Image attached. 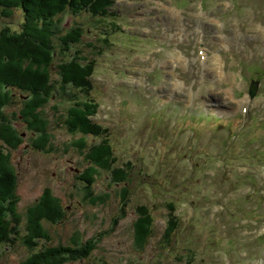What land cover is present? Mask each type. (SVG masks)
Wrapping results in <instances>:
<instances>
[{
  "label": "rangeland",
  "instance_id": "rangeland-1",
  "mask_svg": "<svg viewBox=\"0 0 264 264\" xmlns=\"http://www.w3.org/2000/svg\"><path fill=\"white\" fill-rule=\"evenodd\" d=\"M106 17L111 22L91 21L86 12L60 16L61 37L69 39L74 26L82 34L69 53L57 50L50 67L43 69L56 89L58 63L80 54L83 64L92 67L93 88L86 94L64 87L65 98H52L35 109L36 125H45L48 134L41 136L49 139L46 149L33 146L40 135L27 127L21 114L27 109L22 103L26 96L15 91L1 106L0 127L9 126L17 135L11 149L0 137L10 154L4 157L10 161L6 167L17 184L15 213L8 212L15 220L9 215L6 219L16 231L9 242H0V264H21L50 247H91L90 239L95 246L89 255L62 264H264V224L251 222L254 205L241 202L239 217L246 216L241 222L231 218L228 209L237 194L248 191L239 164L243 158L237 155L248 154L264 140V78L257 72L264 65V0H205L203 6L201 0H115ZM21 21L19 10L2 17L0 31L4 25L20 31ZM106 30L111 36L103 42ZM257 78L262 80L249 97L250 80ZM76 94L99 102L91 117L107 128L85 140L104 146L102 137L108 133L116 165L128 171V180H122L126 183L106 171L94 174L90 186L78 178L90 169L85 154L92 153L83 147L86 142L79 144L82 135H71L64 126ZM201 112L212 116L181 117ZM247 116L251 120L241 142L225 153L227 164L220 166L223 145ZM193 145L192 170L188 154ZM258 176L264 185V171ZM125 187L128 203L123 212L119 207ZM47 190L56 217L35 223L28 213L45 206ZM139 204L149 207L153 230L137 244ZM172 210L180 217L179 230L166 243V218ZM256 213L264 214V203ZM38 229L47 237L30 246L24 237L28 232L30 239ZM191 248L193 255L187 253Z\"/></svg>",
  "mask_w": 264,
  "mask_h": 264
},
{
  "label": "trees",
  "instance_id": "trees-1",
  "mask_svg": "<svg viewBox=\"0 0 264 264\" xmlns=\"http://www.w3.org/2000/svg\"><path fill=\"white\" fill-rule=\"evenodd\" d=\"M114 3V0H0V19L2 17L9 18L11 15L20 11L22 14V21L19 23L20 31L10 30L8 26H3L0 31V107L3 103L9 101V97L18 91L20 95L26 96L22 100L23 107H27L24 111L27 127L31 131H36L40 135L33 141V146L38 149H46L45 145L49 142L44 137L47 132L45 131V125L41 128L36 125V115L34 111L43 103H46L52 98L62 99L65 98L62 95V89L64 87H77L84 89L86 94L93 88V82L90 78L92 74V67L83 64V57L80 54H75L70 59L62 60L58 63L60 82H56L52 86L54 81H51L49 74L45 73L44 67H50L56 51L59 50L69 53L74 46L75 42L80 40L81 32L74 30L77 26L70 28L72 31L67 33L66 37H61L63 29L61 25L60 16L67 12L69 15H78L86 12L89 15L91 21L94 22H111L107 20L109 8ZM82 31V26L79 25ZM54 35V36H52ZM111 36L108 30L102 34V41L108 42ZM56 39L59 43H56ZM73 43V44H72ZM77 52V51H76ZM94 63V62H93ZM91 65H93L91 63ZM31 67V69L29 68ZM10 93V94H9ZM78 99H75L74 107L67 108L69 115L66 120L64 119L65 128L71 133V135L80 134L82 136L77 140L79 144L84 143L83 147L89 149L92 154H85V166L88 167L92 163L90 169L83 173L78 178L84 181V184H90L94 181L93 175L99 173V171H106L111 174L112 179L115 181L128 180V177L124 174L128 173L123 165H116V156L108 137H102L103 145H95L85 140V136L95 137L101 136L107 127H103L101 124L92 120L91 116H94L98 112L99 102L89 95V98L82 99L76 94ZM30 100V101H29ZM80 101V102H79ZM30 105L34 106L30 107ZM2 107L0 108V119L3 118ZM27 114H31L29 119L26 118ZM5 128L8 129L5 131ZM5 128L0 127V137L6 142L5 146H14L17 142L16 132L9 126ZM239 134L237 138L230 137L225 144L223 153L218 155V160H221L222 165L227 164L225 153L232 149V147L241 142ZM19 138V137H18ZM41 139V140H40ZM76 140V141H77ZM261 145L257 146L254 150H249L248 154H238L237 157L243 158V164L247 168L244 169L242 174L243 180L249 184V190L243 196V194H237L229 204L234 201L236 203L233 206L228 205V209L231 208L229 216L238 222L245 220L246 216L239 217V210L243 207L242 204H251L253 206V213L251 215V222L256 225L259 223L264 224V214L256 213L259 210L260 204L264 203V187L261 184V180L258 176L260 167H264V140L260 142ZM91 146V147H90ZM90 147V148H89ZM3 146L0 145V242H9L11 240V234L16 231L15 226L6 225L8 213H15L14 204L16 199L14 193L16 189V181L14 173L8 170V161L4 157H10V154L3 151ZM246 149V148H245ZM93 150V151H92ZM248 150V149H246ZM8 156H7V155ZM188 160L190 161L191 169L196 168L195 158L190 152L188 154ZM10 163V161H9ZM126 162L125 164H127ZM239 164L237 167L239 168ZM126 181H122L125 182ZM126 185V184H124ZM120 200L121 211H126V204L128 203L126 193L128 189L125 187ZM45 206L39 207L37 210L28 213V217L37 223L39 219H43L45 222L53 221L56 217V205L53 203L54 198L49 196V191H46ZM221 202L220 200H218ZM242 202V204H241ZM174 202L172 200L167 202V205L172 208ZM225 211V205L221 204ZM31 210V209H30ZM53 210V211H48ZM138 216L134 224V234L136 235L137 244L144 241L150 230H153V215L150 212L149 207L146 204H139L136 207ZM12 220L15 218L11 217ZM115 224L118 222V217H114ZM180 217L173 213V210L168 212L166 218V227L164 232V242L168 243L173 234L179 230ZM244 226L243 223L240 226ZM40 227V226H38ZM42 227V226H41ZM245 227V226H244ZM182 229L181 232L186 230ZM264 234V232L262 233ZM29 233L24 237V241L30 246L36 245L35 240L39 237H47L46 233L40 229L35 230L30 239ZM177 236V234H176ZM176 238V237H175ZM88 244L78 246L75 249L70 247H50L43 251H39L32 257L26 258L21 264H61L71 259H80L89 255L92 251L91 248L95 246L93 239L88 240ZM141 246V245H140ZM169 246V244H168ZM219 249V247H218ZM167 250V249H165ZM187 252L190 255L194 254V249H188ZM91 251V252H90ZM182 254V251L178 252Z\"/></svg>",
  "mask_w": 264,
  "mask_h": 264
},
{
  "label": "bare ground",
  "instance_id": "bare-ground-1",
  "mask_svg": "<svg viewBox=\"0 0 264 264\" xmlns=\"http://www.w3.org/2000/svg\"><path fill=\"white\" fill-rule=\"evenodd\" d=\"M52 36H54V35H52ZM71 49H73V48H71ZM242 104V106H245V100L241 103ZM8 146V145H7ZM6 146V147H7ZM10 147V146H9ZM10 149H11V147H10ZM3 151L5 152V148H3ZM5 153H7L8 154V152H5ZM62 264V263H61Z\"/></svg>",
  "mask_w": 264,
  "mask_h": 264
},
{
  "label": "water",
  "instance_id": "water-1",
  "mask_svg": "<svg viewBox=\"0 0 264 264\" xmlns=\"http://www.w3.org/2000/svg\"><path fill=\"white\" fill-rule=\"evenodd\" d=\"M254 88H255L254 85L250 88V93H251V94H253V92H254Z\"/></svg>",
  "mask_w": 264,
  "mask_h": 264
}]
</instances>
